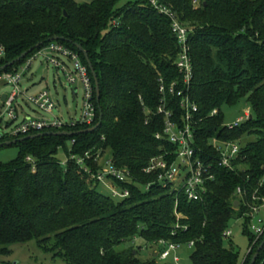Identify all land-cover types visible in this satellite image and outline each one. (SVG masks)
I'll list each match as a JSON object with an SVG mask.
<instances>
[{
  "label": "trees",
  "instance_id": "16d2710c",
  "mask_svg": "<svg viewBox=\"0 0 264 264\" xmlns=\"http://www.w3.org/2000/svg\"><path fill=\"white\" fill-rule=\"evenodd\" d=\"M119 2L0 0V46L5 50L0 68L33 48L0 73L17 70L52 42L62 44L87 67L96 112L91 126L62 129L79 134L28 139L12 145L18 149L15 159L0 163V257L8 256L13 244L36 240L65 264H160L156 257L140 260L132 249L116 250L140 238L152 246L159 240L180 247L192 242L193 264H238V253L224 247L223 233L232 220L248 223L250 207L264 204V0H199L198 7L193 0H157L189 26L192 78L187 86L175 66L180 46L171 20L150 0H130L118 7ZM75 44L86 52L97 76L99 102ZM178 91L197 108L191 124L197 156L211 164L213 175L197 202L143 172L153 157L167 154L168 162L173 159L175 147L155 135L163 130V115L157 114L162 101L181 126ZM241 100L250 105V118L233 129L223 126L219 108ZM213 110L217 114L212 116ZM100 112V127L84 133L98 123ZM24 137H6L0 143ZM216 141L239 143L233 169L219 165ZM59 150L69 154L65 167L57 158ZM105 150L115 168L129 172L130 181L118 183L129 192L127 198L99 193V183L70 159ZM89 164L92 173L101 169ZM238 187L242 197L236 196ZM244 233L251 248L242 264H250L264 234L253 243L248 224ZM255 264H264V246Z\"/></svg>",
  "mask_w": 264,
  "mask_h": 264
},
{
  "label": "built area",
  "instance_id": "2783aa9c",
  "mask_svg": "<svg viewBox=\"0 0 264 264\" xmlns=\"http://www.w3.org/2000/svg\"><path fill=\"white\" fill-rule=\"evenodd\" d=\"M150 3L159 8L160 12L165 14L171 20V30L180 46V51L177 54L175 66L179 73L182 75V81L185 86L189 85L192 78V64L189 56V47L187 44V38L189 30L182 24H180L175 15L165 9L158 6L157 0H150ZM5 55V50L0 46V59ZM39 56H42L47 63H50L52 67L57 70H61L67 83L71 87L73 98L77 96L76 85H80L83 89V110L81 116L78 119L70 121H62L58 118L50 120L43 115L38 117H31L25 115L19 122L16 114V107L21 108L20 105H16L17 98L24 96V92L20 90V81L23 74L29 70L32 62ZM61 58L71 62L72 67L69 68L67 63ZM25 68L19 67L12 72H1L0 82L12 86V91L9 94H5L3 102L0 101V140L3 138L24 137L33 133H43L49 131L55 132H67L62 130L67 127H74L76 124H85L91 126L95 120L96 112L93 103V86L88 75V70L85 65L80 62L78 55L70 49L64 47L62 44L52 42L45 47L36 51L31 57L26 59ZM21 70L22 74L18 71ZM175 84L171 86L169 92L175 94ZM163 91V88L160 89ZM177 96H182L180 106L183 112L181 119V126L173 120L172 112L165 109L164 102L157 109V114L163 115V130L161 133H157L155 138L157 140H166L168 143L175 147L172 154L173 159L168 162L167 154H162L153 157L148 166L143 170L145 174H153L157 178V183L162 184L164 187L170 186L171 188L181 189L188 201L197 202L201 201L203 195L206 192V183L213 179L211 174V164H206L197 156V147L194 140V132L191 128L193 121V115L197 112L195 105L189 100L188 95L183 96V91H178ZM1 97V95H0ZM27 100L39 111L51 114L56 108L58 101L56 102L48 91H43L37 95L27 98ZM217 110H213L211 115H216ZM5 116L7 120H5ZM248 114H244L243 118L237 119L231 126H226L229 129H233L248 119ZM73 143V141H72ZM213 146L218 153L219 165L226 169H233L232 162L237 158L240 152V145L236 141L232 142H218L216 141ZM104 158L100 151L95 154H91L90 151L85 152L81 156L71 155L70 159L80 167L83 172L91 174L92 178L97 183H103L107 188L111 190L110 197L115 200H121L129 196V192L118 183H124L130 181L129 172L125 169L115 168L112 164L111 157L105 162L99 164L100 160ZM26 161L33 163L32 158L27 156ZM176 162H179L176 165ZM89 163L99 166L101 169L96 173H92ZM109 182V183H107ZM149 187V186H148ZM244 191L238 187L236 189V196L242 197ZM264 208V204L261 206L250 207V214H247L250 221L256 219V223L251 226L252 231L256 234L254 242L258 240L264 234V223L262 219L258 218L261 210ZM231 236L229 229L223 233V238L228 239ZM193 243H189L188 247H192ZM153 253L155 257L162 261L171 257L174 263L179 262V257L176 255L179 245L159 240L153 245Z\"/></svg>",
  "mask_w": 264,
  "mask_h": 264
},
{
  "label": "rangeland",
  "instance_id": "374dc122",
  "mask_svg": "<svg viewBox=\"0 0 264 264\" xmlns=\"http://www.w3.org/2000/svg\"><path fill=\"white\" fill-rule=\"evenodd\" d=\"M130 0H120L118 7L124 5ZM199 0H193V6H199ZM185 26H188L185 24ZM189 27V26H188ZM65 61L69 68L72 67L71 62L61 58ZM25 63L20 65L21 68H25ZM22 74V71H18ZM77 96L73 98L70 85L65 80L61 70H57L47 63L42 56H39L32 62L28 71L23 74L20 81V90L24 92V96L17 98L16 105H20L21 108L16 107V114L18 116V122L25 116L38 117L43 115L46 118L53 120L55 117L62 121H70L78 119L81 116L83 110V96L84 92L80 85H76ZM12 91V86L0 82V95L9 94ZM43 91H48L51 97L58 103L56 108L51 114L44 113L36 109L27 98L37 95ZM1 108V107H0ZM39 115H38V114ZM219 113L222 117L223 126L233 125L237 119L243 118L244 114H248L250 118V105L241 100L235 105H223L219 108ZM5 120L7 117L5 116ZM247 139H244L246 141ZM69 147L70 145L67 144ZM104 156L100 160L99 164L105 162L110 158L107 150L102 152ZM18 155V149L14 146L0 148V163H7L15 159ZM57 158L61 165L65 167L69 154H65L62 150H59ZM179 162H176L178 165ZM109 183V182H107ZM173 189V188H172ZM99 193L110 196L111 190L103 183H99L96 189ZM239 205L234 206L237 208ZM176 219H180L181 216L175 214ZM259 219L264 223V208L258 215ZM256 223V219L248 221L246 223L243 218L235 219L229 222L228 229L231 232L230 238L224 240V247L227 249L233 248L238 253V264H242L247 253L251 248L249 244V235L244 233L245 226L248 224L249 233L256 236L252 231L251 226ZM10 253L8 256L0 257L1 262H11L12 264H65L61 258H53L51 253L44 252L37 244L36 240H31L26 243L13 244L10 247ZM132 249L133 252L137 251V257L142 260H150L154 258L152 245L145 243L142 239L136 238L132 242L121 243L116 250H128ZM176 255L179 257L177 264H193L191 257V248L188 246H181ZM160 264H176L172 261L171 257L167 260L156 259Z\"/></svg>",
  "mask_w": 264,
  "mask_h": 264
},
{
  "label": "water",
  "instance_id": "95a60500",
  "mask_svg": "<svg viewBox=\"0 0 264 264\" xmlns=\"http://www.w3.org/2000/svg\"><path fill=\"white\" fill-rule=\"evenodd\" d=\"M51 41H62V40L59 39V38H52ZM40 45L41 44L36 45L35 48H38ZM75 47L78 49V51H80L83 54V56L85 58V61H86L87 65H88V68H89V70L91 72V75L93 77L94 86H95L96 101L99 102L100 93H99V86H98L97 76H96V74H95V72H94V70L92 68V65H91V63H90V61L88 59V56H87L86 52L77 44H75ZM32 51H33V48L29 49L27 52H24L16 60H14V61L2 66L0 68V71H5L7 68L13 66L15 63L20 62L21 60H23ZM73 95H75V93H73ZM4 98H5V94H2L1 97H0V101L3 102ZM101 121H102V114L100 112L99 113L98 123L94 127L84 131V133H91V132L96 131L100 127ZM77 134H79V132L78 133H75V132L40 133V134L35 135V136H29V137L16 139V140L5 141L3 143H0V148L16 145V144L22 143V142H24V141H26L28 139H34L35 137H38V136H58V137H68V138H70V137H73L74 135H77ZM237 205H238V202H235L234 206H237ZM263 246H264V238H263L262 242L260 243V245L258 246V248L255 251V253L252 255L251 260H250V264H255V261H256V259L258 257V254L261 251V249L263 248Z\"/></svg>",
  "mask_w": 264,
  "mask_h": 264
},
{
  "label": "crops",
  "instance_id": "0c3cea01",
  "mask_svg": "<svg viewBox=\"0 0 264 264\" xmlns=\"http://www.w3.org/2000/svg\"><path fill=\"white\" fill-rule=\"evenodd\" d=\"M153 256L155 257V254H153Z\"/></svg>",
  "mask_w": 264,
  "mask_h": 264
}]
</instances>
